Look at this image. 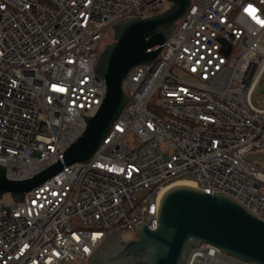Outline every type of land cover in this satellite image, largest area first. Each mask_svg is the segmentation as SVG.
I'll return each mask as SVG.
<instances>
[{"label":"built area","instance_id":"obj_1","mask_svg":"<svg viewBox=\"0 0 264 264\" xmlns=\"http://www.w3.org/2000/svg\"><path fill=\"white\" fill-rule=\"evenodd\" d=\"M170 6L0 0V165L9 179L62 161L83 134L106 93L95 68L112 26ZM162 47L156 65L124 80L129 102L89 162L64 166L25 201L0 198V264H83L113 230L137 238L140 223L156 229L160 200L178 181L264 219V168L250 158L264 153V109L252 100L264 77V0H191Z\"/></svg>","mask_w":264,"mask_h":264},{"label":"water","instance_id":"obj_2","mask_svg":"<svg viewBox=\"0 0 264 264\" xmlns=\"http://www.w3.org/2000/svg\"><path fill=\"white\" fill-rule=\"evenodd\" d=\"M169 9L148 17L124 19L112 26L113 41L104 46L95 68L106 85L97 112L86 117V129L59 160L32 178L14 180L0 165V198L25 194L59 174L64 166L87 163L101 146L129 102L124 80L137 66L158 63L163 44L191 5V0H167ZM261 93H264V85ZM250 158L258 160V156ZM216 248L241 263L264 264V219L221 193L209 194L186 184L170 187L158 207V226L140 223L137 238L125 241L113 230L86 260L87 264H186L202 246Z\"/></svg>","mask_w":264,"mask_h":264},{"label":"rangeland","instance_id":"obj_3","mask_svg":"<svg viewBox=\"0 0 264 264\" xmlns=\"http://www.w3.org/2000/svg\"><path fill=\"white\" fill-rule=\"evenodd\" d=\"M113 41V32H109L105 39H104V42H105V45L108 44V43H111ZM264 85V77H263V84L261 85V87H259L256 92L253 94V97H252V100H253V103L254 105L259 108V109H264V93H261V89H262V86ZM260 162H261V165L262 167L264 168V160L263 159H258ZM262 191L264 192V185H263V189ZM8 198V197H7ZM122 238L125 240V241H128V240H131L133 239V235L130 233V232H123L121 234ZM204 246V245H203ZM202 246V247H203ZM211 264H220L217 260H212L210 261ZM189 263V260L187 261L186 264ZM65 264H79L78 262L74 261V260H69L67 261ZM83 264H87V262L83 263ZM194 264H201V263H194Z\"/></svg>","mask_w":264,"mask_h":264},{"label":"bare ground","instance_id":"obj_4","mask_svg":"<svg viewBox=\"0 0 264 264\" xmlns=\"http://www.w3.org/2000/svg\"><path fill=\"white\" fill-rule=\"evenodd\" d=\"M178 184H186L193 186L190 182L186 181H178L175 185ZM192 261L194 263H201V264H211L210 261L217 260L220 264H238L235 263L233 260L222 256L218 253V251L213 247L210 250H204V251H197L192 255Z\"/></svg>","mask_w":264,"mask_h":264},{"label":"flooded vegetation","instance_id":"obj_5","mask_svg":"<svg viewBox=\"0 0 264 264\" xmlns=\"http://www.w3.org/2000/svg\"><path fill=\"white\" fill-rule=\"evenodd\" d=\"M261 158L264 160V153L263 154H260Z\"/></svg>","mask_w":264,"mask_h":264}]
</instances>
